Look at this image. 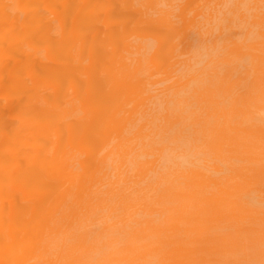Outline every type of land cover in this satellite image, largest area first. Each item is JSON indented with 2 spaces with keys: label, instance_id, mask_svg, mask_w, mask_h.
<instances>
[{
  "label": "bare ground",
  "instance_id": "bare-ground-1",
  "mask_svg": "<svg viewBox=\"0 0 264 264\" xmlns=\"http://www.w3.org/2000/svg\"><path fill=\"white\" fill-rule=\"evenodd\" d=\"M208 1L0 0V264L18 252V264H264V221L246 203L264 200V170L235 165L264 152V0H227L217 15ZM137 38L180 73L140 121L147 88L125 64ZM94 138L101 162L88 169ZM136 140L166 164L128 160ZM42 180L59 195L44 210Z\"/></svg>",
  "mask_w": 264,
  "mask_h": 264
},
{
  "label": "rangeland",
  "instance_id": "rangeland-1",
  "mask_svg": "<svg viewBox=\"0 0 264 264\" xmlns=\"http://www.w3.org/2000/svg\"><path fill=\"white\" fill-rule=\"evenodd\" d=\"M210 1L206 2L205 4L209 3ZM226 1L227 0H212V2L208 4V10H206L205 12L207 14L212 13L214 15H217V13H219L220 10L222 9V5L225 4ZM201 4H203V3H201ZM92 35H93V33H89L88 38L92 37ZM150 42H152L151 38H143V39L137 38L136 40L127 41V43H129L131 46L129 49L130 54H126L127 60L125 61V64L131 70H134L135 68L138 70V76H137L138 80L141 81L145 85V87L147 88V93H145V95L137 101V109L130 116L131 119H137V121H140V117L145 115L149 110H151V109L157 110V108H159V103L161 101L167 99V98H165L164 91L169 86H171L180 76V73L178 71L171 70L170 68H163V66L160 68V66L158 64H160L161 62L164 61V59L161 57V53L158 56V55H155L153 52H151L148 54V56H145L147 45ZM192 44H193V47H197V42H195L193 39H192ZM204 51H202V52H204ZM195 55L196 54H194L193 56H195ZM190 57H191V55L188 54L187 56L180 58V60L188 61V60H190ZM176 60L178 61V59H176ZM155 70H159V73H155ZM152 72L155 75H153ZM150 96H152L154 98H152V100H151L149 98ZM60 103L64 104V100H60ZM132 107H133V104L128 106L127 109L130 110V109H132ZM69 122H70V119L66 118L63 121V124L68 125ZM16 124L18 125L17 126L18 130L22 128V129H24L25 132H27L26 135L29 136V134L32 132L33 128L29 129V123H25L20 118L16 122ZM62 137L63 138H60V140L62 141V144L64 146L68 147L69 149H71L74 152H78L80 150L81 143H79V144H73V142L66 143V141H67L66 134L63 135ZM34 138L39 140L40 142H42L43 145L48 146L47 152L50 151V147H52V145L50 143L46 142L42 136H34ZM139 141L140 140H136L130 144L129 149H128L127 154H126V157L128 160H134V159L137 160L139 158H142L139 160L143 161V162H150L151 165L149 167L153 168L154 170H155V167L158 166L159 164H162V163L166 164V157H163V155L156 150H155L156 151L155 154H152V153L148 154V151L144 150V148L142 147V145L140 144ZM89 147H90L91 155L83 154L82 156L79 157V160H83V164L88 169H93L96 167V165L98 163L101 162V158H100L101 153L100 152H101L102 148L100 149L99 139L94 138L92 141V144L89 145ZM31 151H32L31 149L28 150V152H31ZM110 151L111 150H107L106 153H108ZM254 152L258 156L261 157V158H259V160H255V161L251 160V163H249L244 159L237 158V160H241L244 162L235 163V165L238 167L241 165H247L253 170H264V157L261 156V154L264 152L258 153V150H254ZM143 157H145V158H143ZM219 160L220 161L217 164H213L212 167L220 168V170H222V172H225L226 168L229 165L227 164V162H223V159L220 158ZM125 162H126V168H127L126 172L130 176H133L135 173L134 168L132 166L133 162H130V161H125ZM23 163H26V162L23 161ZM108 164L112 167L110 170V171H112L110 175H113L114 167L118 166L119 164L117 162H115V160L114 161L113 160L108 161ZM75 168L77 170H81V166L79 164H76ZM51 171L54 172L53 168ZM47 172H48V170H47ZM148 174H153V173L149 171ZM209 174L212 175L213 177H221V176L225 175V173H221V174L218 173V175H216L213 172H210ZM113 180L116 181L115 179H113ZM42 183H43V187L40 190H44L46 192V196L44 198V204L45 205L42 208V210H44L47 206L49 207L51 204H53L54 203L53 200L56 197H58L59 195L54 194L57 191L53 190L50 187V182L42 180ZM259 184H260V182H258L257 184H254V185L259 186ZM33 187H37V185L35 183H32L30 185H27L26 189L33 191V192H36L33 189ZM260 188L264 189L261 186H260ZM105 189L107 190V185L105 183H102V184L94 187V193L102 194L103 192L106 191ZM248 196L249 195H247V197ZM250 197H251V199L246 200V203H251L252 202L251 200L253 198H255V200H253V201L256 203V205L258 207H257V209L254 210V212H252L250 214V220L249 221H251V222H253L254 220H263L264 221V200L260 199V198L256 199L255 195H253V194H251ZM21 210H23L21 213L23 215H25V217H26L28 215L26 213V210H28V209L23 208ZM147 220H149V219H147ZM249 230L256 239H258V240L262 239L260 229L255 227V228H249ZM251 233H250V235L247 236L249 239L251 237L253 238ZM241 245H242L241 250L244 254L246 251L249 250L248 249L249 244H248V242H243ZM9 248L11 249V247H9ZM160 260H161V258L159 256H156V257L153 256L150 261L152 263H155V262H159ZM7 261H8L7 264H18L21 261L20 252L13 253V255Z\"/></svg>",
  "mask_w": 264,
  "mask_h": 264
}]
</instances>
